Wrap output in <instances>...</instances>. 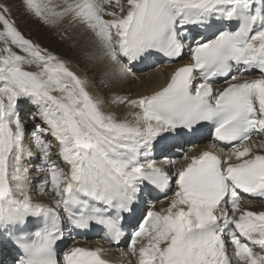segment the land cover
Returning <instances> with one entry per match:
<instances>
[{"label": "snow or ice", "instance_id": "1", "mask_svg": "<svg viewBox=\"0 0 264 264\" xmlns=\"http://www.w3.org/2000/svg\"><path fill=\"white\" fill-rule=\"evenodd\" d=\"M21 3L45 26L90 32L101 54H87L81 77L26 38L0 0V264H109L102 248L60 245L93 227L119 243L133 220L135 264H264V211L241 207V193L264 199V140H253L264 137V0ZM184 57L159 90L113 97L135 109L131 120L89 90ZM24 104L35 109L30 131ZM205 122L229 151L170 160L174 173L157 165L158 148ZM48 191L49 203L36 198Z\"/></svg>", "mask_w": 264, "mask_h": 264}, {"label": "bare ground", "instance_id": "2", "mask_svg": "<svg viewBox=\"0 0 264 264\" xmlns=\"http://www.w3.org/2000/svg\"><path fill=\"white\" fill-rule=\"evenodd\" d=\"M11 16H12V19L16 21V19L14 18L12 14V11H11ZM33 25L34 23L32 24V26ZM47 27L51 29V30L50 29L49 30L47 29V30L58 38L67 36V38L65 37L64 40L65 41L68 40L67 41L68 47L71 48V50L65 49L64 51H62V53L57 52V51L56 53L60 55V58L70 59L72 64L83 73L82 76L84 77L86 75L85 69L91 68L93 66V61L87 58V54H94V55L101 54L96 38L90 32H87L85 29L81 27H75V28L70 27L67 21L55 27H51V26H47ZM19 30L22 33L24 32L20 28ZM28 30L26 29V31ZM28 36L25 35L26 38L38 43L36 41L37 39L34 40ZM41 39L43 38L41 37ZM39 45L41 46V44ZM66 52H68V54H66ZM86 60L89 62H86ZM187 62H188V58H186V60L185 58L183 60L179 59L178 62H176L177 64L168 62L166 61V59H161L159 62L153 63L151 66H148V65L140 66L139 65L137 68L134 69V71H136V74H137L135 79L128 78L126 80H119L114 83H109L108 84V88L110 89L109 93L101 90L99 83L96 82L95 79L93 80L92 83L96 87L95 86L93 87L92 85H90L89 90L94 95H96L97 92H100L102 99L104 100L103 110L105 112L112 111L115 109V107H117L118 112L122 111V113L120 114L127 113L125 117H129L128 120H131L132 117L129 116L130 111L125 107L127 104H114L112 103L113 97L128 96L130 98H138L140 95L150 94L156 90H159L160 88L166 85V83L170 79L173 72L178 67L184 65ZM29 70H35V66L30 68ZM97 76H99V72H97ZM224 86H226V84L222 83V85L219 87H224ZM111 90H113L114 92H112ZM24 110L25 112H31V110L35 111V109L31 105H28V104L21 105V116ZM131 111H135V109H131ZM253 140L256 141L257 143H260L262 142V140H264V137H260L259 135H254ZM182 145H185L186 148H188V150L189 149L191 150L188 154L189 156H196V155L201 154L204 151H212L216 154H221L222 151H225V150H220V149L215 148V145L213 144L212 138L210 135V130L203 132L201 136H193L192 133H190L182 137L181 139L172 142V144L168 148H163V149L158 148L154 152V158L157 160V165L159 167H162L165 171H169L173 173L175 172V169L169 163L170 160H176L179 162L180 166H183L185 164V161L183 159L181 160L179 156L176 154V152L177 153L180 152L179 150ZM168 194H170V192ZM241 196H242V200H241L242 208L248 211H256V212L264 211V199L253 198L243 193H241ZM36 198L39 199L43 203H49L52 198V193L48 191L46 194L38 195ZM151 199L155 202V207L157 206L156 210H159L160 209L159 206L162 205L160 201H163V203L165 202V195L162 192L154 193ZM132 222L133 223L130 224V226L135 227L136 221L133 220ZM73 238L75 240V246L87 247L90 249H95L97 247L102 248L104 250L102 258L108 260L109 264H129L130 260L132 261V264H135L134 259L130 255H125V253H128L129 251V248L128 250L125 248V246L127 245L129 246V244L127 243H125L122 248L121 247L112 248L110 245H108V243L104 240V237L102 236L98 238L93 237L90 239H85L80 235H76L72 233L71 236L68 237V239H66V242L64 245L65 249L67 247L73 246ZM231 254H232V247L231 245H229L230 257H231Z\"/></svg>", "mask_w": 264, "mask_h": 264}, {"label": "rangeland", "instance_id": "3", "mask_svg": "<svg viewBox=\"0 0 264 264\" xmlns=\"http://www.w3.org/2000/svg\"><path fill=\"white\" fill-rule=\"evenodd\" d=\"M3 2L5 4H7L11 11H12V14L14 16V18L16 19L17 23H18V26L19 28L24 31L23 33L36 40L39 44H41V46L45 49H47L49 52H52V53H55L56 55H58L56 53L57 52H61L64 51L65 49L67 50H71V48L68 47V40L65 41V37L67 38V36H64V37H61V38H58L56 37L55 35H53L51 32H49L48 30L50 28H48L47 26L45 25H42L41 22H38L36 21V19L32 18L30 15H27L25 13V9L21 3V0H3ZM30 18V20H29ZM29 20V21H27ZM35 20V21H34ZM34 21V22H33ZM34 23V25L32 26V24ZM40 24V25H39ZM26 26V27H25ZM25 27V28H24ZM29 27V28H28ZM34 27V28H33ZM41 27V28H40ZM24 28V29H22ZM26 29L28 31H26ZM48 29V30H47ZM51 30V29H50ZM32 31V32H31ZM43 32V33H42ZM30 33V34H29ZM33 34V35H32ZM36 36V37H35ZM41 37L43 39H41ZM51 38V39H50ZM39 39V40H38ZM49 39V40H48ZM61 39V40H60ZM47 40V41H46ZM45 41V42H44ZM55 42V43H54ZM43 43V44H42ZM48 44V45H47ZM45 45V46H44ZM53 49V50H51ZM66 54H68V52H66ZM60 57V55H58ZM70 56V55H68ZM67 56V57H68ZM185 60L187 57H184ZM182 58V60L184 59ZM64 60H66L68 62V65L70 68L73 69V71H75L78 75L82 76V72L80 70H78L73 64L72 62L70 61V59L68 58H62ZM86 62H89L86 60ZM177 64V63H176ZM147 76V75H146ZM83 77V76H82ZM149 77V75H148ZM97 82V81H96ZM93 87L95 86L93 83L91 84ZM100 87H101V90H103L104 92H107L109 93L110 89L108 88V84L107 85H101L99 84ZM96 87V86H95ZM96 89V88H95ZM112 92H114L113 90H111ZM96 96H99L100 98H102L100 92H97ZM129 111H131V109H129V107L126 105L125 106ZM34 112V110H31V112H25V110L23 111L22 113V118L24 119L25 121V124H26V127L29 129V131L31 130L32 128V125H33V122L30 118V114ZM106 113H114L118 119H121V120H124V119H129V117H125V115H127V113H124V114H120L122 113V111H117V107H115L114 110L112 111H107ZM180 152H176V154L179 156V158L182 160L183 159V156L184 155H188L189 152L191 151L190 149L188 150V148H186L185 145H182L180 150ZM160 159V158H159ZM171 194V193H170ZM168 194V195H170ZM167 205V202L165 200L164 203H162V205L159 206V208H162L164 206ZM157 207V206H156ZM97 238V237H95ZM125 248L128 250L129 246H125Z\"/></svg>", "mask_w": 264, "mask_h": 264}]
</instances>
